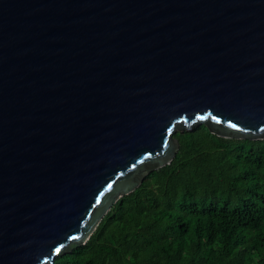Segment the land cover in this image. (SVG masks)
Returning a JSON list of instances; mask_svg holds the SVG:
<instances>
[{"label":"water","instance_id":"obj_1","mask_svg":"<svg viewBox=\"0 0 264 264\" xmlns=\"http://www.w3.org/2000/svg\"><path fill=\"white\" fill-rule=\"evenodd\" d=\"M200 125L264 140V0H0V264L84 245Z\"/></svg>","mask_w":264,"mask_h":264},{"label":"trees","instance_id":"obj_2","mask_svg":"<svg viewBox=\"0 0 264 264\" xmlns=\"http://www.w3.org/2000/svg\"><path fill=\"white\" fill-rule=\"evenodd\" d=\"M173 137L172 162L52 264H264V140Z\"/></svg>","mask_w":264,"mask_h":264},{"label":"snow or ice","instance_id":"obj_3","mask_svg":"<svg viewBox=\"0 0 264 264\" xmlns=\"http://www.w3.org/2000/svg\"><path fill=\"white\" fill-rule=\"evenodd\" d=\"M97 203H99V201H97Z\"/></svg>","mask_w":264,"mask_h":264}]
</instances>
